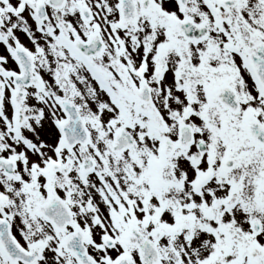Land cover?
Instances as JSON below:
<instances>
[{"label": "snow or ice", "instance_id": "obj_1", "mask_svg": "<svg viewBox=\"0 0 264 264\" xmlns=\"http://www.w3.org/2000/svg\"><path fill=\"white\" fill-rule=\"evenodd\" d=\"M0 264H264V0H0Z\"/></svg>", "mask_w": 264, "mask_h": 264}]
</instances>
